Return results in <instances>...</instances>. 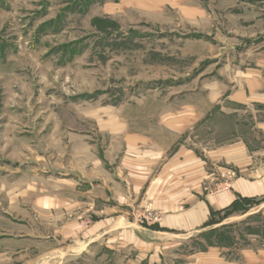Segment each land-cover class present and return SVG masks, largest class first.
I'll return each instance as SVG.
<instances>
[{"label":"rangeland","instance_id":"1","mask_svg":"<svg viewBox=\"0 0 264 264\" xmlns=\"http://www.w3.org/2000/svg\"><path fill=\"white\" fill-rule=\"evenodd\" d=\"M259 63L264 0H0V264H103L73 231L99 220L92 210L38 198L114 164L127 130L168 140L164 116L214 115L189 130V147L231 142L236 120L248 144L264 105L225 99ZM141 200L125 222L153 228L159 213ZM237 200L184 253L264 250V198Z\"/></svg>","mask_w":264,"mask_h":264},{"label":"crops","instance_id":"2","mask_svg":"<svg viewBox=\"0 0 264 264\" xmlns=\"http://www.w3.org/2000/svg\"><path fill=\"white\" fill-rule=\"evenodd\" d=\"M259 64L245 73L244 86L225 101L235 108L264 105V63ZM213 117L207 113L164 116L166 124L161 128L168 140L150 131L124 130L123 152L114 164L102 165L99 160L77 177V183H56L50 196L38 198V207L54 211L68 205L92 210L99 220L88 231H73L79 239L77 247L82 246L85 253L99 246L103 264H264V250L243 249L238 257L234 251L226 257V251L217 248L183 251L203 230L211 212H221L239 198H264V139L256 137L264 136V122L250 130L248 144L237 133L236 120L231 142L189 147V130L198 132L205 122H214ZM116 126L117 134L124 133L118 129L121 125ZM139 198L159 213L153 228L125 222L124 212ZM71 227H67L69 233ZM108 253L113 257H104Z\"/></svg>","mask_w":264,"mask_h":264},{"label":"trees","instance_id":"3","mask_svg":"<svg viewBox=\"0 0 264 264\" xmlns=\"http://www.w3.org/2000/svg\"><path fill=\"white\" fill-rule=\"evenodd\" d=\"M238 201V200H237ZM237 201H235L229 208H227V209H225V210H223L222 212H226V211H228L229 209H231L235 204H236V202ZM221 212V213H222ZM220 212H211L210 213V218H209V221L205 224V226L204 227H206V226H209V225H212L214 222L212 221V219L216 216V215H218Z\"/></svg>","mask_w":264,"mask_h":264}]
</instances>
